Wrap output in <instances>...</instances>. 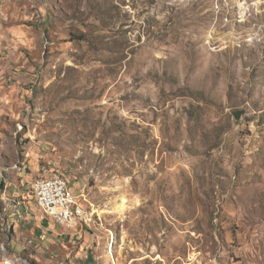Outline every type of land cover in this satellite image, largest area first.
I'll return each mask as SVG.
<instances>
[{"label": "rangeland", "instance_id": "obj_1", "mask_svg": "<svg viewBox=\"0 0 264 264\" xmlns=\"http://www.w3.org/2000/svg\"><path fill=\"white\" fill-rule=\"evenodd\" d=\"M0 264H264V0H0Z\"/></svg>", "mask_w": 264, "mask_h": 264}, {"label": "built area", "instance_id": "obj_2", "mask_svg": "<svg viewBox=\"0 0 264 264\" xmlns=\"http://www.w3.org/2000/svg\"><path fill=\"white\" fill-rule=\"evenodd\" d=\"M46 174L47 166L44 165L36 174V181H32L36 194L42 198L44 204L51 206L53 216L66 222L67 230L75 232L80 228L84 229L85 227L82 226V207L79 202L68 203L64 198L61 180L59 183L48 182L46 181Z\"/></svg>", "mask_w": 264, "mask_h": 264}, {"label": "bare ground", "instance_id": "obj_3", "mask_svg": "<svg viewBox=\"0 0 264 264\" xmlns=\"http://www.w3.org/2000/svg\"><path fill=\"white\" fill-rule=\"evenodd\" d=\"M59 180H61V186H63V189H64L65 200L68 203L79 202L76 199L75 195H73V193L70 192V184H69V181L66 178V176L64 174H62L61 172L54 171L51 169H47L46 181L52 182V183H59ZM33 181H36V177L33 179ZM32 191L34 193V197L37 201V204L44 211V213L47 216H49L50 218L54 219V221L56 222V224H58V226H61V227L66 229V222H64L63 219H61V218H57L56 216H53V209H51V206L44 204L42 198L38 194H36V189L34 188V183H32ZM124 202H125V200H124ZM121 207H122V205H121ZM82 217H83V219H82V226L83 227H86V228L91 227L92 225H94L97 222L95 216L90 211L84 209L83 207H82ZM111 252H113V248H111Z\"/></svg>", "mask_w": 264, "mask_h": 264}, {"label": "trees", "instance_id": "obj_4", "mask_svg": "<svg viewBox=\"0 0 264 264\" xmlns=\"http://www.w3.org/2000/svg\"><path fill=\"white\" fill-rule=\"evenodd\" d=\"M34 179V178H33ZM33 181V180H32ZM30 193H31V195L33 196L34 194H33V191H32V182H31V185H30Z\"/></svg>", "mask_w": 264, "mask_h": 264}]
</instances>
